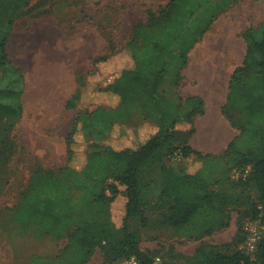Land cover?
I'll return each instance as SVG.
<instances>
[{
  "label": "trees",
  "instance_id": "obj_1",
  "mask_svg": "<svg viewBox=\"0 0 264 264\" xmlns=\"http://www.w3.org/2000/svg\"><path fill=\"white\" fill-rule=\"evenodd\" d=\"M232 1L170 0L158 11L148 10L119 51L95 58L93 72L79 76L64 104L65 110H77L65 137V165L36 169L9 210L18 224L56 242L65 239L58 255L34 256L27 264H87L99 246L109 264L132 256L140 264H155L158 257L141 250V233L132 228L146 209L147 190L157 206L165 208L164 224L203 240L228 227L231 212L247 204L235 197V184L242 189L252 185L257 203L243 214L264 228V20L241 35L245 54L229 77L222 107L238 135L221 155L202 154L188 144L195 133L194 119L204 115L203 99L172 97L189 52ZM30 2L0 0V106L18 114L25 80L6 46ZM120 62L124 67L119 68ZM101 70L114 79L98 88L92 75ZM95 100L102 103L91 108ZM176 151L181 164L162 163ZM156 163H162L160 178L141 186L140 173ZM248 167L236 183L224 185L232 170ZM220 182L223 186L214 188ZM245 240L238 222L231 242L201 241L187 264H264V232L253 257L239 248Z\"/></svg>",
  "mask_w": 264,
  "mask_h": 264
},
{
  "label": "rangeland",
  "instance_id": "obj_2",
  "mask_svg": "<svg viewBox=\"0 0 264 264\" xmlns=\"http://www.w3.org/2000/svg\"><path fill=\"white\" fill-rule=\"evenodd\" d=\"M160 8L149 7L145 0H100L99 4L92 0L86 3L79 0H31L26 13L15 21L6 46L10 60L22 71L25 83L20 96V114L0 106V210L8 212L16 206L36 169L54 170L65 165V137L77 110H65L64 104L76 90L79 76L93 72L95 58L119 51L129 41L132 27L146 20L147 11H158ZM262 20L264 0H233L189 52L181 85L172 97L199 95L203 99L204 115L194 119L195 133L188 141L194 150L202 154L221 155L238 135V130L222 112L227 83L245 54L242 32L248 27H257ZM207 39L213 40L214 44L219 40H231L235 46H208L212 42L208 43ZM197 48L199 57L207 63L210 77V80L204 81V88H201L199 79L189 73ZM121 67H124V62L119 63ZM92 77L98 88L114 79L105 70ZM100 103L95 100L90 107ZM215 115L225 132L217 150L201 147L197 141L199 132L206 131L202 123L212 116L215 118ZM182 161L176 151L162 163L175 166ZM162 163H156L140 173L141 186L160 178ZM219 170L220 166L215 167L213 172L217 174ZM232 171L229 182L224 183L226 187L230 181L236 183L238 180ZM221 186L223 182L214 188ZM233 192L235 197L247 204L231 212L228 227L213 232L203 240H194L163 223L165 208L157 206L153 192L147 190L144 216L132 222V228L141 233V250L152 253L153 258L158 257L161 261L187 264L201 241L213 245L231 242L240 222L246 232V240L239 248L253 257L255 253L250 251L248 241L256 237L258 243L264 228L259 221H250L243 212L249 209L252 202L257 203L256 192L252 185L242 189L237 183ZM150 213L155 216L152 220L147 217ZM11 244H15L14 239ZM64 244L65 239L59 240L57 249ZM107 263L99 246L87 264Z\"/></svg>",
  "mask_w": 264,
  "mask_h": 264
},
{
  "label": "crops",
  "instance_id": "obj_3",
  "mask_svg": "<svg viewBox=\"0 0 264 264\" xmlns=\"http://www.w3.org/2000/svg\"><path fill=\"white\" fill-rule=\"evenodd\" d=\"M169 1L145 0L151 8L163 7ZM202 124V128L206 131L199 132L197 137L199 145L204 148L219 149L225 132L220 128L218 116L207 118ZM147 217L150 220L155 218L151 213L147 214ZM35 229L18 224L10 211L0 210V264H27L34 256L58 255L60 249H57V242ZM13 239L14 245L11 244Z\"/></svg>",
  "mask_w": 264,
  "mask_h": 264
},
{
  "label": "bare ground",
  "instance_id": "obj_4",
  "mask_svg": "<svg viewBox=\"0 0 264 264\" xmlns=\"http://www.w3.org/2000/svg\"><path fill=\"white\" fill-rule=\"evenodd\" d=\"M223 39H225V38H223ZM207 41H208V43L212 42L208 46H213V45L214 46H219V47H221V46H223V47L224 46H233V45L235 46V44L231 40H226V41L219 40V41L215 42V44H214L213 40H211V39H207ZM207 72H208L207 63L205 61H203L201 57H199V48H197L195 50V56L191 60L189 73L191 75L196 76L199 79V82H201V88L205 87L204 81L206 79L210 80L209 74ZM36 95H38L37 92H36ZM37 98L38 97H35V99H37Z\"/></svg>",
  "mask_w": 264,
  "mask_h": 264
},
{
  "label": "built area",
  "instance_id": "obj_5",
  "mask_svg": "<svg viewBox=\"0 0 264 264\" xmlns=\"http://www.w3.org/2000/svg\"><path fill=\"white\" fill-rule=\"evenodd\" d=\"M249 171V167L246 168V170L244 172H240L238 170H234L233 174L235 175V177L240 178L241 176H245ZM249 243V247H250V251H255L256 246H257V238H253L251 237L248 241ZM160 258H156L155 259V264L159 263ZM114 264H140L139 261L137 260L136 257H129L120 261L115 262Z\"/></svg>",
  "mask_w": 264,
  "mask_h": 264
}]
</instances>
